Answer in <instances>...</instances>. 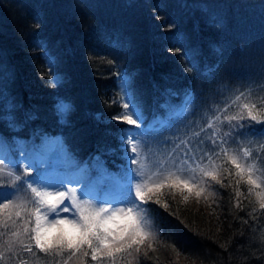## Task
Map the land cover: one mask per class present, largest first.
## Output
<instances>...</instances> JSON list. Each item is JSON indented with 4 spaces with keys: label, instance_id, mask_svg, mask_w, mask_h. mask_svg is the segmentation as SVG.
Returning a JSON list of instances; mask_svg holds the SVG:
<instances>
[{
    "label": "trees",
    "instance_id": "16d2710c",
    "mask_svg": "<svg viewBox=\"0 0 264 264\" xmlns=\"http://www.w3.org/2000/svg\"><path fill=\"white\" fill-rule=\"evenodd\" d=\"M14 1H0V83L5 81L7 89L3 98L0 88V133L10 145L28 151L52 141L72 162L86 163L99 153L109 169L119 172L125 164L119 137L128 126L112 120L121 107L116 86L121 68L131 72L128 88L141 112L150 117L189 106L194 118L189 125L199 117L205 122L202 114L220 110L250 81L264 82V0ZM34 7L39 24L29 15ZM175 34L179 46L170 39ZM184 46V54L169 51ZM50 61L62 73L55 87ZM58 96L71 106L60 120ZM262 99L258 109L264 108V85ZM14 121L18 127L13 128ZM218 129L220 136L243 131L227 122ZM259 165L264 168V153ZM224 166L232 176L220 177L224 187L213 184L214 197L197 201L192 195L185 202L177 192L174 199L162 197L167 210L149 205L159 243L155 251L145 244L131 264H264V210L244 182L236 185L234 168ZM237 187L240 198L234 194ZM6 240L0 237V250ZM22 258L29 264L50 259L42 253ZM86 261L93 264L90 257Z\"/></svg>",
    "mask_w": 264,
    "mask_h": 264
},
{
    "label": "snow or ice",
    "instance_id": "6c2138e0",
    "mask_svg": "<svg viewBox=\"0 0 264 264\" xmlns=\"http://www.w3.org/2000/svg\"><path fill=\"white\" fill-rule=\"evenodd\" d=\"M169 51L178 53L181 49ZM51 83L55 87L59 81L52 77ZM245 94L240 92L230 104L213 115L199 132L192 133L193 137H199L202 132L210 130L211 135L205 138L219 151L212 154L204 152L197 157L188 147L190 141L181 140L168 153V157L156 162L155 171L148 172L144 170L148 157L142 156L144 141L140 139L145 135L142 112L133 100L122 103L120 106L124 111L113 116L112 120L131 127L122 128L119 137L120 148L128 164L124 182L117 183L121 193L118 199H101L89 191L87 183L72 177L55 184L39 175L33 177L34 167L38 168L42 161L34 164L24 149H20V152L21 159L28 160L26 164L11 160L6 163L7 157L0 158V229L3 230L0 237L7 236L4 249L0 250V264L9 259L14 260L15 264H29L27 259L22 258L24 253L33 257L42 253L50 258L48 264H87L88 257L94 264H122L124 260L131 264L132 260H137L145 244L147 249L155 251V245L159 243L160 231L153 222L149 205H160L167 210L169 203L162 197L171 196L174 199L177 192L185 202L192 195L197 201L202 196L205 200L214 197L215 193L210 190L213 184L224 187L220 177L225 174L232 176L225 163L230 164L235 176L239 177L236 185L244 182L249 195L254 194L259 209L264 210V168L258 166L260 153H264V108L258 109L255 102L244 103L239 106L237 114H225L228 107L235 105ZM247 94L251 95V92ZM70 107L59 102L57 111L63 115L70 111ZM233 121L237 123L233 124ZM224 122L243 130L236 132V137H243L247 132L257 137L258 141L233 139V143L251 146L227 147L226 137L231 133L218 135V124ZM181 145L186 150L181 149ZM5 146L0 143V155ZM254 150H257V160H251ZM217 159L222 162L217 163ZM97 166L102 167L99 160ZM112 180L116 178L112 177ZM73 184L83 186H70ZM234 194L237 198L242 196L238 187L234 189ZM236 206L239 207V201ZM61 213L69 215L61 216ZM172 247L173 251H177L175 245ZM6 253H12V256ZM143 255L147 256V250Z\"/></svg>",
    "mask_w": 264,
    "mask_h": 264
},
{
    "label": "rangeland",
    "instance_id": "374dc122",
    "mask_svg": "<svg viewBox=\"0 0 264 264\" xmlns=\"http://www.w3.org/2000/svg\"><path fill=\"white\" fill-rule=\"evenodd\" d=\"M2 2L6 1V0H0ZM14 1V0H13ZM40 1V0H38ZM82 4H91L90 2H92L91 0H77ZM130 0H125V3H128ZM14 2H16V5H21V2H19V0H15ZM23 5V3H22ZM28 10V9H27ZM208 11H210V9H207ZM30 14V18L36 22V24H39V14L40 11L39 9L35 10V7L29 12ZM208 13V12H207ZM108 34H106L107 37ZM170 39H172L173 44L178 45V43L180 42L177 38V34H175L174 36H172ZM42 47L45 48V43H42ZM179 46V45H178ZM181 49L182 54L187 52V48L183 47H179ZM115 49V48H114ZM47 51V50H46ZM48 54H46V61H49L52 56L49 53V51H47ZM50 55V57H49ZM122 56H124L123 54H121ZM116 56H118V51H113V57L117 58ZM119 64L116 63V67ZM49 68H50V75L51 78L55 77L58 81L62 78V73H60L59 71H57L56 69H54L52 67V63L50 61L49 64ZM129 71L127 70V67L125 68H121L118 69V73H117V89L119 91V96L120 99L122 100V103H127L129 102V100H133L135 102V104L138 106L137 104V100L130 95L128 89H127V84L130 82V78H131V72L128 73ZM5 77V76H4ZM0 88H1V93L3 95V98L6 96V92L7 89H5V81L0 83ZM247 90V91H246ZM250 91L251 95H248L247 92ZM243 92H245V96L241 98L240 101H237L236 103L238 104V107L244 103H249L251 104L252 102L257 103H262V97H260L262 95V83L261 84H257V85H249L247 86ZM209 94V92H208ZM236 96V95H235ZM235 96L232 98L235 99ZM8 100L9 97L7 98ZM56 99V103H55V108L57 107V104L59 102H64L65 104L69 105V101H67L63 96L61 97H57ZM260 99V100H259ZM12 105L14 103V101H11ZM11 105V106H12ZM20 104H14V106H19ZM262 105V104H261ZM185 112L186 110L189 111V106H185ZM139 108V106H138ZM239 110V108L237 109ZM232 113L235 114V109H231ZM59 116H61V118H57V120H60L63 118V116L65 114H60L58 112ZM170 114H172V112H164V114H159L156 116H153V118L151 120H149L147 122L148 126H152L154 123H157V125L161 124L164 120H165V116H169ZM179 114V113H178ZM226 115H229V113H225ZM189 115V113L187 114V116ZM2 116V115H0ZM187 116H182L180 119H176L175 115L171 116L169 119H166L164 124L160 127L157 126V130H154L152 132V130H148L143 128L145 135L140 137L141 140L144 141L143 144V152H142V156L143 155H147L148 157V161L146 162V166H145V171H155V166H156V162L158 160H162L165 159L166 157H168V153L172 152L173 148L175 147L176 144H178L181 140H189L190 143L188 145L189 148L192 149V151L196 154L197 157H199L200 155H202L204 152H208L209 154H212L213 152L219 151V148L214 147L205 137L208 135H211V131H207V132H202L201 135L199 137H193L192 133L193 132H199L201 128H203L206 124V122L204 123V120H199V118L196 119V122L192 125H188L186 123V118ZM203 117L205 118H209L211 116V114L209 112H206L204 114H202ZM20 118V117H19ZM189 120H194L193 117L188 116ZM187 119V120H188ZM209 120V119H208ZM220 125V124H218ZM18 121H14L13 122V128L18 127ZM188 134L187 137H183L180 140H178L179 136H182L183 134ZM245 138L247 139H252V140H257V137H252L250 133L244 132V136L243 137H236L234 136L232 133L229 137H227L228 139V145H226L229 148H238V147H250L251 145L246 144V143H240V144H236L233 143V139H237L240 141H243ZM178 140V141H177ZM203 140L204 143L201 144L200 141ZM0 143L6 145L3 149H2V155H0V158H5L6 159V163H8V160H11L13 162L19 161L21 164H26L28 162V160H22L21 159V152L20 149H24L27 154H28V150L26 148H22V147H18L17 145H10L9 142L7 141V139H4L2 137V135H0ZM49 145L51 146V144L49 143ZM181 149L186 150L184 148V145H181ZM180 150H178L179 152ZM49 154V161L46 162L44 165L46 166V168H50L53 167L54 169L51 171V173L49 174V170L47 169V171L45 172V175L43 172H38L37 168L34 167L33 169V173L32 176L36 177L37 175H39L40 178L45 179L47 181L52 182L53 184H55L56 182L66 179L68 177H72L74 179H79L82 180L83 182L87 183L88 189L89 191H91L93 194L97 195L98 197H100L101 199H105V198H119L120 197V190L117 187V183H123V177L126 175L125 172V167L127 166L128 162L126 161L124 166L121 167L120 173H122L121 175H117L116 173H114L111 170H106L105 166L103 164L102 167H98L97 166V160L94 161V159L91 160V162L78 166L76 167V164H70V162L68 161V154L65 150L62 149L61 145H57L54 146L50 152H47ZM173 155H176V153H173ZM261 156L262 153H260L259 156V164L261 161ZM55 158H58V162H54ZM33 163H36L39 160L38 156H32L31 158H29ZM257 150L253 151V155L251 157V160H257ZM206 162V161H205ZM61 164V169H56L60 166ZM258 164V166H260ZM132 167H137V166H132ZM261 167V166H260ZM45 168V167H44ZM45 168V169H46ZM83 169H87V171H83ZM106 174H110V175H106ZM123 175V176H122ZM112 177H115L116 180H112ZM133 183H135V181H133ZM70 186H74L77 188H80L83 186V184H73ZM117 206H125V205H117ZM69 215V213H61V216H66ZM71 218V217H69ZM94 264V262H93Z\"/></svg>",
    "mask_w": 264,
    "mask_h": 264
},
{
    "label": "bare ground",
    "instance_id": "6f19581e",
    "mask_svg": "<svg viewBox=\"0 0 264 264\" xmlns=\"http://www.w3.org/2000/svg\"><path fill=\"white\" fill-rule=\"evenodd\" d=\"M83 5H85V4H83Z\"/></svg>",
    "mask_w": 264,
    "mask_h": 264
}]
</instances>
